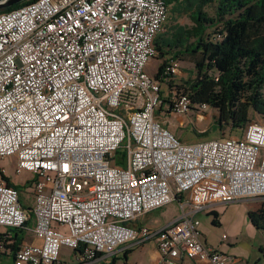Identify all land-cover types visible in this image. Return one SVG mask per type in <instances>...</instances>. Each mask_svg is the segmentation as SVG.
I'll return each mask as SVG.
<instances>
[{
  "label": "built area",
  "instance_id": "2783aa9c",
  "mask_svg": "<svg viewBox=\"0 0 264 264\" xmlns=\"http://www.w3.org/2000/svg\"><path fill=\"white\" fill-rule=\"evenodd\" d=\"M169 14L168 0H35L0 13V160L14 157L16 174L33 176L42 241L13 251L11 235H0V254L15 264H62L63 247L89 262L152 240L158 264L233 260L203 241L197 215L264 202V124L190 144L161 126L162 84L181 66L172 61L159 79L146 69ZM170 101L169 112L192 110L186 94ZM5 176L0 167V227L22 229L29 212ZM175 200L182 211L171 224H137Z\"/></svg>",
  "mask_w": 264,
  "mask_h": 264
},
{
  "label": "trees",
  "instance_id": "16d2710c",
  "mask_svg": "<svg viewBox=\"0 0 264 264\" xmlns=\"http://www.w3.org/2000/svg\"><path fill=\"white\" fill-rule=\"evenodd\" d=\"M33 1L26 0L0 13ZM178 1L168 0L170 14L171 5ZM180 1V8L172 12L173 16L188 15L192 11L196 14H191L192 25L175 24L165 29L166 23L157 34L155 56L161 64L155 78L159 79L172 61L190 62L194 72L187 80L177 83L176 78L165 83L170 94L164 102L171 103L174 90L186 94L192 101V110L195 106L207 105L217 111L215 122L221 130L230 127L231 131L245 132L250 123L258 122V117L264 121V0ZM232 133L228 138L244 135L234 137ZM119 152L117 164L124 166L125 153L119 155ZM6 181L20 196L32 186L28 180L24 185L15 184L9 178ZM248 216L257 229L264 231V208L251 211ZM32 217L30 207L24 227L31 223Z\"/></svg>",
  "mask_w": 264,
  "mask_h": 264
},
{
  "label": "crops",
  "instance_id": "0c3cea01",
  "mask_svg": "<svg viewBox=\"0 0 264 264\" xmlns=\"http://www.w3.org/2000/svg\"><path fill=\"white\" fill-rule=\"evenodd\" d=\"M180 5H181L180 0L177 3L171 5V16H173L172 12L174 13L175 10H178L180 8ZM194 11H197V9L194 8ZM192 13L196 14V12H193V11L189 12L188 18L191 19ZM183 15H187V14H183ZM177 16H182V15L178 14V15L173 16L176 25L177 24L181 25V24L187 22V21H181L180 19L176 21L175 18ZM191 23H193L192 20H191ZM160 64H161V61L159 63V66H160ZM149 65H150V62L147 65V69H146L147 72L149 69ZM180 66H181V73L176 79L177 83L181 82L182 80H187L189 78V76L194 72V65L190 62H180ZM148 74L151 76L150 73H148ZM155 75L156 74H154V76H151V77H155ZM162 93H164V94L166 93V96H164V98H162ZM169 94H170V88H169L168 84H165V83L162 84V88H161L162 100L161 101L163 102V104H162L163 109H165L166 105L168 104L167 102H164V101L167 99V96ZM10 158H13V162L15 161V167H17L16 159L14 157H10ZM7 178H9L11 180V182H13L15 184H20V185L25 184V183H20V182L14 180L13 178L6 175L5 180ZM262 202L263 201L261 199H244V200L237 201V202H234L231 204L216 205L210 209H207V210L199 213L197 216L199 218V215L206 214L207 216H209L212 219V225L214 227H218L219 229H225L226 231H231L236 236H242L244 233L248 232L253 236H262L264 238V231L257 229L251 223L249 216H248L249 212L258 211V210L264 208V202L263 203ZM33 203H34V196H33V199L29 205L24 204L25 208L28 212L30 211V207L33 206ZM157 211H154V212H157ZM149 214H151V213H149ZM148 215L142 217L141 220H139V224L149 226L153 229H161L164 226L171 224L172 222L177 220L179 217V216H177L176 218H173V220L166 222L165 220L161 219V217L147 218ZM32 219L33 220H31V223L22 229L9 230V229H5L2 227L0 228V235H2V234L11 235L13 242L16 243V245H18L16 247L11 246V249L13 251H15V249H17L21 245H41L42 244V241L40 239H38L34 234L33 229H34L35 220H34V217H32ZM199 220L201 221L200 230L202 233L203 241L208 246L214 247L219 252H221V253L229 256V257H230V255H233V250H234L235 244L229 240V236H227V234H224V236L222 237L221 244H218V245H216L215 243L210 244L208 241V238H204V235H203L204 233L202 232V229H201V227L203 226V223H202V220L200 218H199ZM238 222L241 223L240 226L238 225ZM61 230L64 232H67L66 228L61 227ZM224 238H226V241H224ZM127 247H129V246H127ZM64 248H67V247H63V249ZM259 248H260L259 254H264V245L261 244L259 246ZM63 249L61 251V256H60L62 264H108L109 257L113 258L112 264H126V263H136V262L142 263V264H158V262H159L158 247H157L156 241H154V240L149 241L147 243H144L142 245H136V246L129 247V249H125V247H123L120 250H118L115 253V255L102 256V257L100 256L99 258H97L93 261H89V262H86L84 260L83 253L80 250L79 251L73 250L74 256H71L72 261H66L63 258ZM135 249H139L140 257H139V259H137V261H132L131 256L135 253ZM258 256L259 255H257V256L255 255L254 257H252V252H251L247 256V258H244V257L234 258L228 264H264V259H259L257 261L258 258H256V257H258ZM11 262H12V264H15V255L13 253H10L7 255L6 254H0V264H9ZM182 264H197V263L184 260L182 262Z\"/></svg>",
  "mask_w": 264,
  "mask_h": 264
},
{
  "label": "rangeland",
  "instance_id": "374dc122",
  "mask_svg": "<svg viewBox=\"0 0 264 264\" xmlns=\"http://www.w3.org/2000/svg\"><path fill=\"white\" fill-rule=\"evenodd\" d=\"M177 20L187 21L181 25H192L191 19L188 18V15L177 16ZM178 25V24H177ZM175 26L174 17L171 16L168 19L167 27ZM160 60L157 56L150 61L148 73L151 76H154L159 68ZM166 96V93H162V98ZM198 111H197V110ZM157 121L161 124V126L169 129L172 133L176 135L182 142L184 143H196L199 141L205 140H214L219 138H228L230 133L233 132L232 136L234 137H241L244 134L243 130L231 131L230 127H226V129L221 130L219 126L216 125L215 119L217 116V111L213 108L209 107L208 110L201 111L199 107L195 106L193 110H190L187 114L178 115L173 112H169L168 110L161 111L158 110L156 112ZM257 121L259 123H263L264 121L258 117ZM208 131L209 133L205 136H201L202 133ZM125 152V148L120 149L119 155ZM0 167H3L6 171V175L13 178L14 180L20 183H26L27 180L31 179L33 176L30 174H23L18 176L16 174V167L15 161L13 162V158H6L0 160ZM22 202L26 205H29L33 199V193L28 188L22 193ZM263 203V202H262ZM181 206L180 203L175 200L172 204L168 205L167 207L158 210L157 212H152L147 216V218H157L161 217V219L165 220L166 222L173 220L177 216L181 214ZM199 218L202 220L203 226L201 227L202 232L204 233V238H208L210 244H221L222 237L224 234L229 236V240L235 244L233 255H230L232 259L234 258H247V256L252 252V257L255 255H259L257 261L259 259H264V254L260 253L259 246L261 244L264 245V238L262 236H253L250 233L246 232L242 236H236L231 231H226L225 229H219L218 227H214L212 225V219L207 216L206 214L199 215ZM141 220V219H140ZM139 224V222L137 223ZM240 226L241 223L238 222ZM1 228V227H0ZM229 241V242H230ZM140 251L139 249H135V253L131 256L132 261H137L139 259ZM71 256L73 255V250L70 248L63 249V258L66 261H72ZM113 263V258L109 257L108 264ZM9 264H12L9 263Z\"/></svg>",
  "mask_w": 264,
  "mask_h": 264
},
{
  "label": "water",
  "instance_id": "95a60500",
  "mask_svg": "<svg viewBox=\"0 0 264 264\" xmlns=\"http://www.w3.org/2000/svg\"><path fill=\"white\" fill-rule=\"evenodd\" d=\"M26 0H0V10L13 7L14 5L20 4Z\"/></svg>",
  "mask_w": 264,
  "mask_h": 264
}]
</instances>
